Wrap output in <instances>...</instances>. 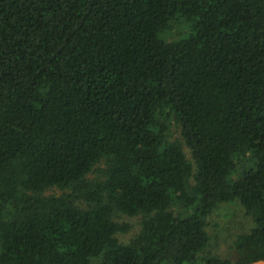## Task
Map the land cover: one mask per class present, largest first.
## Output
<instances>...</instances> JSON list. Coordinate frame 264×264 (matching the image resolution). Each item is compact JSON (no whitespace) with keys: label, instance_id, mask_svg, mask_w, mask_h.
Here are the masks:
<instances>
[{"label":"trees","instance_id":"trees-1","mask_svg":"<svg viewBox=\"0 0 264 264\" xmlns=\"http://www.w3.org/2000/svg\"><path fill=\"white\" fill-rule=\"evenodd\" d=\"M259 259L264 0H0V264Z\"/></svg>","mask_w":264,"mask_h":264},{"label":"rangeland","instance_id":"rangeland-1","mask_svg":"<svg viewBox=\"0 0 264 264\" xmlns=\"http://www.w3.org/2000/svg\"><path fill=\"white\" fill-rule=\"evenodd\" d=\"M174 30V36L178 34ZM209 231L212 235L210 246L206 251L216 253L224 258H235L234 240L240 233L249 231L253 226L251 218L240 204L222 205L209 218Z\"/></svg>","mask_w":264,"mask_h":264},{"label":"water","instance_id":"water-1","mask_svg":"<svg viewBox=\"0 0 264 264\" xmlns=\"http://www.w3.org/2000/svg\"><path fill=\"white\" fill-rule=\"evenodd\" d=\"M249 264H264V259H259V260L253 261Z\"/></svg>","mask_w":264,"mask_h":264}]
</instances>
